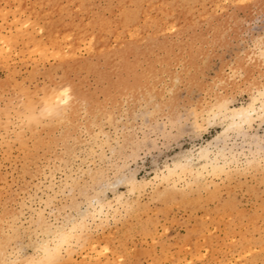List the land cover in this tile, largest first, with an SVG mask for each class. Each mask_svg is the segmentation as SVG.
Wrapping results in <instances>:
<instances>
[{
    "label": "rangeland",
    "instance_id": "rangeland-1",
    "mask_svg": "<svg viewBox=\"0 0 264 264\" xmlns=\"http://www.w3.org/2000/svg\"><path fill=\"white\" fill-rule=\"evenodd\" d=\"M262 52L264 0H0V264H264V114H209L261 106Z\"/></svg>",
    "mask_w": 264,
    "mask_h": 264
},
{
    "label": "bare ground",
    "instance_id": "bare-ground-1",
    "mask_svg": "<svg viewBox=\"0 0 264 264\" xmlns=\"http://www.w3.org/2000/svg\"><path fill=\"white\" fill-rule=\"evenodd\" d=\"M214 30V29H213ZM257 44V43H256ZM258 45V44H257ZM36 47H39V46H36ZM42 47H43V45H42ZM42 49V48H41ZM45 49V48H44ZM40 50V49H39ZM259 50V49H258ZM261 51V50H260ZM41 54H42V52H41ZM262 58H264V52H262L260 55H259V59H262ZM141 77V76H140ZM140 77L138 78V80H136L135 82H134V84H133V88H132V91L134 92H136V90H139V89H142L143 87H146L148 90H150V91H152V90H154V88H155V85L157 84V82H156V80L155 79H153V78H151V77H145V75H144V78L143 79H140ZM132 86V85H131ZM128 90L125 92V93H127V92H129V87L127 88ZM262 90L263 91H260V93L259 92H257V94H258V97H260V98H262V102H261V106L259 107V108H256L253 104H254V101H255V97H254V99H252L253 100V103H250L248 106H245V107H243V108H241V109H239L238 108V110H234V111H232V112H230L231 110H233V109H227V110H225V107H227V105L225 106L224 105V107H223V103L222 102H219V103H217L215 106H214V108L212 107V109L210 110V115H211V118H213V119H215V118H221L222 120H224L225 122H227V124H226V127H225V129H231V132H232V128L234 129V130H237V131H239V132H241L242 133V131L245 129V127H247V126H250L249 124L251 123V121L254 119V117H256V116H258V118L262 115L263 116V114H264V88H262ZM63 92H66V91H63ZM62 92V93H63ZM134 92V93H135ZM146 92V91H145ZM124 93V94H125ZM63 96H64V94H62ZM67 96H68V94H66ZM65 95V96H66ZM60 96H61V94H60ZM59 96V97H60ZM64 96V97H65ZM57 97H58V95H57ZM56 97V98H57ZM59 97H58V100L59 101H61L60 99H59ZM69 97V96H68ZM64 98L65 100H67V99H69V98ZM257 97V96H256ZM55 98V99H56ZM253 98V97H252ZM259 98V99H260ZM48 99V98H47ZM50 99V98H49ZM52 99V98H51ZM54 99V98H53ZM63 100V99H62ZM70 100V99H69ZM251 100V101H252ZM44 101L45 100H43L42 102H43V104H44ZM48 101V100H47ZM52 101H54V100H52ZM250 101V102H251ZM56 102H58V101H56ZM56 102H54V103H56ZM62 102V104H63V102L64 101H61ZM225 102V101H224ZM259 102V101H258ZM226 103V102H225ZM224 103V104H225ZM43 104H40V105H42L43 106ZM47 104L49 105V104H51L50 102L48 103L47 102ZM57 104V103H56ZM60 104V103H59ZM67 104H69V103H67ZM227 104H228V102H227ZM256 104V103H255ZM44 105H46V104H44ZM48 105H46V106H43V107H45L44 109H47L49 112H50V105L48 106ZM52 105V104H51ZM54 105V104H53ZM29 106V105H28ZM41 106V107H42ZM65 106H66V104H65ZM257 106V105H256ZM27 107V106H26ZM43 107H42V109H43ZM51 107H53V106H51ZM242 107V106H241ZM28 108V107H27ZM67 108V107H66ZM30 109H32V108H30ZM39 109H40V107H39ZM43 109V110H44ZM57 109V108H56ZM57 110H60V108L59 109H57ZM48 111H47V113H48ZM259 111H261V112H259ZM61 112V111H60ZM64 112V111H63ZM31 113H32V111H31ZM46 113V114H47ZM52 113V112H51ZM56 113V112H55ZM62 113V112H61ZM263 113V114H262ZM58 113H56V115H57ZM82 114V113H81ZM55 114H54V116H56ZM195 115V113H193V116ZM207 115V114H206ZM47 116H49V117H47V118H50L51 119V117H52V115L50 116V114L49 115H47ZM60 116V114L58 115V117ZM61 116H62V114H61ZM60 116V117H61ZM64 117V116H63ZM41 118H43V116L41 117ZM45 118V117H44ZM55 118V117H54ZM57 118V117H56ZM262 118V117H261ZM34 119V118H33ZM62 119V118H61ZM60 119V120H61ZM32 120V119H31ZM31 120H28V122L30 121V122H32ZM35 120H37V119H35ZM59 120V121H60ZM261 120H263V118L262 119H260V122H261ZM24 121V120H23ZM39 121V120H38ZM62 121V120H61ZM216 121V120H215ZM254 121H256V119L254 120ZM254 121H253V123H254ZM26 123V122H25ZM55 123V122H54ZM27 124V123H26ZM196 125H197V123H195ZM212 124H213V121H212ZM211 124V125H212ZM214 124H215V122H214ZM194 125V124H193ZM222 127V126H221ZM252 128V127H251ZM246 130V129H245ZM230 131V130H229ZM247 131V130H246ZM236 132V131H235ZM244 132V131H243ZM224 133H225V131H224ZM229 133V132H228ZM234 133V132H233ZM241 133H239V134H241ZM246 134V132L244 133V136H246L245 135ZM250 134V133H249ZM222 135V134H221ZM236 135V134H235ZM227 136V135H226ZM252 136V135H251ZM251 136H248V137H251ZM217 137V136H216ZM237 137H239L238 135H237ZM225 138V137H224ZM223 138V139H224ZM243 138V137H242ZM245 138V137H244ZM253 137H251V139H252ZM218 140V139H217ZM247 140H249V139H247ZM251 141V140H250ZM223 145H225V144H223ZM207 146V145H206ZM205 146V147H206ZM214 148L216 147V146H213ZM213 148V149H214ZM229 148V147H228ZM216 149V148H215ZM225 149V148H224ZM223 149V150H224ZM230 149V148H229ZM231 150V149H230ZM198 151V150H197ZM201 150H199L197 153H199V157H198V160H203V163H205L206 165L205 166H210V171L212 172V173H216V172H218L219 171V173H220V171H222L223 169H222V167H223V165L221 164L222 162H223V164H227V161H226V158H225V156L223 157V156H221L222 157V159H223V161L221 162V163H217V161L216 160H214L215 158H214V156H213V160L212 159H210V157H209V154H208V151L209 150H207V149H203L201 152H200ZM212 151V150H211ZM211 151H209V152H211ZM217 152V151H216ZM236 152V151H235ZM235 152L233 153V155L235 154ZM212 153V152H211ZM232 153V152H231ZM214 154V153H213ZM219 154V153H218ZM223 154V153H222ZM230 154V153H229ZM216 155H217V153H216ZM238 156V155H237ZM196 157V156H195ZM216 157V156H215ZM221 157H219V158H221ZM232 157V156H231ZM191 159L193 158L192 156L190 157ZM190 158L189 159H186V164H183L182 166H181V168L183 167V166H185L186 165V169H188V167H190V166H188V162L190 161ZM197 158V157H196ZM233 158V157H232ZM232 158H231V160H232ZM227 159H228V157H227ZM236 159V158H235ZM197 160V161H198ZM192 161V160H191ZM214 161H216V162H214ZM230 161V160H229ZM234 161H236V160H234ZM251 162H253V161H251ZM192 163V162H191ZM230 163V162H229ZM248 164L247 165H249L250 164V162L248 161L247 162ZM238 164V163H237ZM191 165V164H190ZM178 166V165H177ZM177 166L175 167V168H173V170H175V169H177ZM231 166V165H230ZM235 166H236V164H235ZM179 167V166H178ZM194 169V168H193ZM201 169V168H200ZM206 169V168H205ZM222 169V170H221ZM227 169V168H226ZM230 169V168H229ZM169 170V169H168ZM178 170V169H177ZM202 170V169H201ZM200 170V171H201ZM207 170V169H206ZM206 170H204V168H203V171H206ZM180 171V170H179ZM179 171H178V174H179ZM189 171H192V169H190ZM188 171V172H189ZM196 169H195V171H193V172H195L196 173ZM209 171V172H210ZM166 172H168L169 173V171H166ZM171 172H172V170H171ZM176 171H174V173H175ZM181 172V171H180ZM183 173H187L186 171L184 172V170L182 171ZM222 172H224V170L222 171ZM183 173H181V174H183ZM211 173V174H212ZM165 174V173H164ZM172 174H173V172H172ZM172 174H170V175H172ZM177 174V175H178ZM189 174V173H188ZM192 174V173H191ZM200 176H202L203 174H200V172L198 173ZM205 174V173H204ZM207 174H209V173H206V175ZM163 175V174H162ZM167 175V174H166ZM165 175V176H166ZM176 175V177H178ZM213 176H214V174H212ZM165 176H163V177H165ZM168 176V175H167ZM180 176V175H179ZM182 176V175H181ZM192 176V175H191ZM194 176V177H193ZM192 176V179H193V181L194 180H196V181H198L197 180V178H196V176L195 175H193ZM200 176H199V178H200ZM158 177V176H157ZM156 177V178H157ZM162 176H160V178H162V179H164ZM171 177V176H170ZM175 177V176H174ZM203 177H204V175H203ZM159 178V177H158ZM194 178H196V179H194ZM202 178V177H201ZM161 180V179H160ZM166 180V179H165ZM168 180V179H167ZM201 180V179H200ZM130 181H132V180H129V182ZM192 181V182H193ZM196 181H194V182H196ZM189 183V182H188ZM188 183H187V185H188ZM197 183V182H196ZM128 184H130L131 185V183H128ZM169 184V183H168ZM132 185L135 187V185L136 184H134V183H132ZM131 185V186H132ZM170 186V185H169ZM132 191H133V189H132ZM131 191V192H132ZM119 196V195H118ZM117 199H122V197L121 198H117L116 197V199H115V201L117 200ZM103 202V201H102ZM108 203V202H107ZM106 203V204H107ZM116 203H118V200L116 201ZM120 203V202H119ZM118 203V204H119ZM98 204V203H97ZM100 204H101V202H100ZM100 204H98V205H100ZM105 205V203L103 202L102 204H101V206L102 205ZM111 204V203H110ZM112 205H114L113 203H112ZM115 205H117V204H115ZM124 205V204H123ZM119 206H121L120 204H119ZM125 206H128L127 204L125 205ZM104 206H102L101 207V210H102V208H103ZM110 208V205H107V208ZM122 207V206H121ZM114 208H116V207H114ZM126 208V207H125ZM128 208H130V207H128ZM99 210H100V207L98 208ZM117 209V208H116ZM98 210V211H99ZM100 210V211H101ZM110 210H112L111 208H110ZM97 211V210H96ZM94 212L95 214L96 213H98V211L97 212ZM99 211V212H100ZM114 212V211H113ZM79 214V213H78ZM81 214V213H80ZM79 214V215H80ZM95 214H93V215H95ZM99 214H101V213H99ZM99 214H98V216H99ZM112 214H114V213H112ZM87 214L85 213V216H86ZM81 216V218L83 217L82 216V214L80 215ZM87 217V216H86ZM80 218V219H81ZM85 218V217H84ZM83 218V219H84ZM97 218V217H96ZM79 219V220H80ZM92 219V218H91ZM98 219V218H97ZM82 220V219H81ZM79 221V222H76V223H74V224H72L68 229L69 230H66V231H57V232H55V238H53V239H50V241L51 240H54L53 241V243L52 244H48V243H45V245H43L44 244V242H42V243H40V244H42L43 246H41V248H42V254H44L43 256H44V259L46 258V260L49 258V257H52V259L54 258H59V257H57V254H59V252H61V251H59L60 250V248L59 247H61V249H62V245L61 244H70L69 242H68V240L67 239H72V238H69L70 236H72L73 235V232L75 231V229H77L78 227H80V228H82V226H83V222L82 221ZM94 221H95V219H93ZM72 221H74V220H72ZM72 221H71V223H72ZM103 221V220H102ZM101 221V222H102ZM86 223V225L88 224L87 222H85ZM70 224V223H69ZM101 224V223H100ZM64 225H66V224H64ZM11 226V225H10ZM59 228H61L60 226H59ZM63 228V227H62ZM61 228V229H62ZM65 228V227H64ZM55 229H57L56 227H55ZM58 230V229H57ZM79 230V229H78ZM77 230V231H78ZM7 231V230H6ZM50 231V230H49ZM82 231V229L81 230H79V232H81ZM76 232V231H75ZM74 232V233H75ZM87 232V231H86ZM7 233V232H6ZM50 233H51V231H50ZM47 234V233H46ZM76 234H81V233H76ZM9 235V234H8ZM7 235V236H8ZM51 235H52V233H51ZM77 235V236H78ZM82 235V234H81ZM52 236H54V235H52ZM80 236V235H79ZM78 236V237H79ZM84 236V235H83ZM73 237V236H72ZM80 239V238H79ZM75 240H77V238L75 239ZM47 240H45V242H46ZM66 243H65V242ZM72 242V241H71ZM76 242V241H75ZM37 246H39V244L37 245ZM67 246V245H66ZM72 247V246H71ZM38 248H40V247H38ZM37 247H36V249H38ZM65 250V252H66V248H64ZM40 250V249H39ZM41 251V250H40ZM39 252V251H38ZM39 254V253H38ZM69 254H70V252H69ZM50 259V258H49ZM33 260V259H32ZM39 261H41V260H39ZM43 261V260H42ZM41 261V262H42ZM50 261H52V260H49V262ZM31 262V261H30ZM37 263V262H36ZM39 263V262H38ZM47 263H48V261H47ZM46 263V264H47ZM28 264H30V263H28ZM42 264H43V262H42Z\"/></svg>",
    "mask_w": 264,
    "mask_h": 264
}]
</instances>
